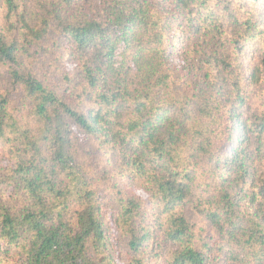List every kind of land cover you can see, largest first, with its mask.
Here are the masks:
<instances>
[{"label": "trees", "instance_id": "16d2710c", "mask_svg": "<svg viewBox=\"0 0 264 264\" xmlns=\"http://www.w3.org/2000/svg\"><path fill=\"white\" fill-rule=\"evenodd\" d=\"M263 6L0 0V264H264Z\"/></svg>", "mask_w": 264, "mask_h": 264}, {"label": "rangeland", "instance_id": "374dc122", "mask_svg": "<svg viewBox=\"0 0 264 264\" xmlns=\"http://www.w3.org/2000/svg\"><path fill=\"white\" fill-rule=\"evenodd\" d=\"M260 10H262L263 13V22H264V6L263 8H260ZM53 58H55L54 55H52ZM73 60L71 59H66L64 60L62 63L58 64V70L60 71V73H67V72H71L73 70ZM251 61V56L250 54H248V60L247 63ZM2 71V69H0V72ZM2 76V75H0ZM3 83V78L1 80V84ZM255 102V100H254ZM254 105V104H253ZM97 157V155L92 156L89 159L90 165L93 164V162L95 161V158ZM5 159L1 153H0V166H2L5 163ZM127 192L133 196V197H138L139 195H141L142 191L139 188H135L133 186H129L127 189ZM105 210H108V206L105 208ZM110 239L113 241V246H112V250H114V253H116V256L118 258V263L119 264H126V262L129 259V254L126 251V247L124 245V242L121 241L120 238H118V236L116 235V233L112 232V234L109 235ZM115 242V243H114Z\"/></svg>", "mask_w": 264, "mask_h": 264}]
</instances>
